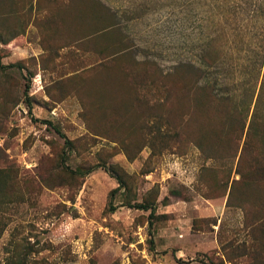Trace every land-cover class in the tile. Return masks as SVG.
Returning a JSON list of instances; mask_svg holds the SVG:
<instances>
[{
	"label": "rangeland",
	"instance_id": "rangeland-1",
	"mask_svg": "<svg viewBox=\"0 0 264 264\" xmlns=\"http://www.w3.org/2000/svg\"><path fill=\"white\" fill-rule=\"evenodd\" d=\"M262 84L264 0H0V264H264Z\"/></svg>",
	"mask_w": 264,
	"mask_h": 264
},
{
	"label": "trees",
	"instance_id": "trees-1",
	"mask_svg": "<svg viewBox=\"0 0 264 264\" xmlns=\"http://www.w3.org/2000/svg\"><path fill=\"white\" fill-rule=\"evenodd\" d=\"M263 88L264 85L262 84L251 110V118L248 123L246 138L244 140V149L253 145V143L257 141L264 142V133L261 131L264 129V116L261 115L264 111V106L261 103V99H263L262 97L264 95ZM248 109H250V107H247V110ZM119 182L121 183V180H119Z\"/></svg>",
	"mask_w": 264,
	"mask_h": 264
}]
</instances>
